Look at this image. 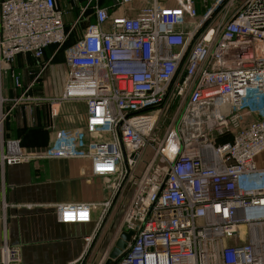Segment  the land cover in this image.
<instances>
[{
	"label": "built area",
	"instance_id": "1",
	"mask_svg": "<svg viewBox=\"0 0 264 264\" xmlns=\"http://www.w3.org/2000/svg\"><path fill=\"white\" fill-rule=\"evenodd\" d=\"M135 1L88 0L79 18L89 8L95 18L64 49L60 92L29 97L27 89L15 99L49 101L55 113L84 102L85 128L39 154L9 140L2 158L90 159L92 174L108 178V198L54 207L61 222L96 221L98 230L126 203L116 233L133 235L111 264H264V0H238L221 20L233 0H142L136 16L114 13ZM77 21L67 28L55 0H0L1 60L31 54L38 81L59 66L53 59ZM12 77L21 87V72ZM85 253L70 264H84ZM0 258L22 264L7 243Z\"/></svg>",
	"mask_w": 264,
	"mask_h": 264
},
{
	"label": "crops",
	"instance_id": "2",
	"mask_svg": "<svg viewBox=\"0 0 264 264\" xmlns=\"http://www.w3.org/2000/svg\"><path fill=\"white\" fill-rule=\"evenodd\" d=\"M87 1L55 0L65 12L67 28L78 20L73 30L75 40L95 18L91 8L79 18ZM111 2L100 0L102 5ZM143 4L142 0H136L132 5L115 9L114 13L136 16ZM167 4L175 2L170 0ZM62 63H53L60 66L57 67L58 79L54 78L51 68L41 83L31 84L39 65L30 54H21L11 63L1 60L0 54V117L1 111L5 110L6 114L0 123V248L4 243L19 247L22 264H70L85 252L93 257L103 254L104 258L119 237L115 225L118 211H111L98 230L96 221L61 222L55 211L56 203L103 202L108 198L105 183L108 178L92 174L90 159L36 156L7 161L2 158L9 140H18L28 155L39 154L45 148L54 147L60 138L73 137L85 128L84 102L64 103L57 113L46 100L15 102L27 89L25 95L29 97L60 92L64 75ZM18 71L22 74L21 87L15 86L12 77V73ZM94 216H98V211L95 210Z\"/></svg>",
	"mask_w": 264,
	"mask_h": 264
},
{
	"label": "rangeland",
	"instance_id": "3",
	"mask_svg": "<svg viewBox=\"0 0 264 264\" xmlns=\"http://www.w3.org/2000/svg\"><path fill=\"white\" fill-rule=\"evenodd\" d=\"M239 1H242V0H239ZM238 0H233V4H231V2L230 1H226V2H229L230 4H231V7L228 9H224V10H221L218 14H217V16H216V19H218V20H221V18L223 17V16H225V17H229L232 13H234L235 11H236V9H237V7H238V2H239ZM214 2V0H208V3L210 4V3H213ZM239 3H241V2H239ZM200 10H201V12L202 11H204L205 10V8H204V6H200V8H199ZM203 9V10H202ZM128 16V15H127ZM111 21L109 20L105 25H104V29L105 30H110L111 29ZM81 34V33H80ZM51 49L49 48L48 50H47V53H48V51H50ZM46 59V58H45ZM52 70H53V74H54V78H56V79H58V76H59V73H58V71H57V68H56V66H53L52 67ZM39 74V69H37V73H35V76H37ZM42 80V74L38 77V80ZM85 104V103H84ZM4 111L5 110H3V111H1V113L2 114H5L4 113ZM75 115H78V114H75ZM86 117H87V109H86ZM171 119H172V116L170 115V114H168L165 118L164 117H162L161 118V120L159 121V123H158V127L155 129V131H154V136L157 138V139H161L163 136H164V134H165V131H166V129H167V127L169 126V123L171 122ZM253 119V117H246V120H252ZM45 151H47V148H45L43 151H42V153L43 152H45ZM146 152H148L147 150H146ZM146 152H145V155H146ZM123 199L124 198H122L121 199V201L119 202V203H122L123 202ZM126 201V200H125ZM125 206H126V203H123V204H118L117 205V207H116V209H115V211H118L119 212V215H118V217H117V219L115 220V225H116V231L118 230V228H119V223L121 222V219H122V215H123V212H124V209H125ZM120 210V211H119ZM114 211V210H113ZM113 214V213H112ZM117 216V215H116ZM112 218V217H111ZM107 225L108 224H106L105 225V227H107ZM225 243L226 244H228V245H233V244H235L236 243V241H235V238H227V239H225ZM99 256V255H98ZM93 257V256H90V254H89V256H87V258H85V261H84V264H105V262H106V259L104 260V258H102V256H103V254H102V256L100 255L99 257Z\"/></svg>",
	"mask_w": 264,
	"mask_h": 264
},
{
	"label": "water",
	"instance_id": "4",
	"mask_svg": "<svg viewBox=\"0 0 264 264\" xmlns=\"http://www.w3.org/2000/svg\"><path fill=\"white\" fill-rule=\"evenodd\" d=\"M133 235V231H122L119 234V237L115 241V245L113 246L112 250L108 254V259L105 264H111L113 260L117 259L126 249Z\"/></svg>",
	"mask_w": 264,
	"mask_h": 264
},
{
	"label": "trees",
	"instance_id": "5",
	"mask_svg": "<svg viewBox=\"0 0 264 264\" xmlns=\"http://www.w3.org/2000/svg\"><path fill=\"white\" fill-rule=\"evenodd\" d=\"M200 8V5L199 6H197V9H198V12L201 14V13H203V11L201 12V10L199 9ZM203 10V9H202ZM75 35H74V31L71 33V35H70V38H69V40L67 41V43L63 46V48L60 50V52H59V54L58 55H56V57L53 59V62L54 63H57V62H63L64 61V49L66 48V47H68V46H70L71 44H73L76 40H75ZM54 45H52V46H50L49 48L51 49L50 50V52H52L53 51V49H54ZM31 55V54H30ZM19 56V55H18ZM32 56V55H31ZM33 58H34V60H36V62H39V60H37L34 56H32ZM48 57V53H47V50H46V53H45V56H44V58H47ZM43 77H46V74L43 76ZM42 80H43V78H42ZM41 79L40 80H38L39 81V83H41V81H42ZM230 138V136H226L225 138H223L224 140H226V139H229Z\"/></svg>",
	"mask_w": 264,
	"mask_h": 264
}]
</instances>
